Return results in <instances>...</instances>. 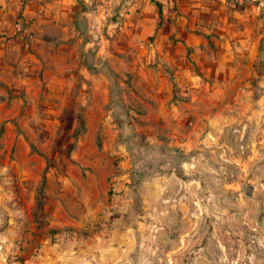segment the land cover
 Segmentation results:
<instances>
[{
	"label": "rangeland",
	"instance_id": "1",
	"mask_svg": "<svg viewBox=\"0 0 264 264\" xmlns=\"http://www.w3.org/2000/svg\"><path fill=\"white\" fill-rule=\"evenodd\" d=\"M171 11L159 28L205 40L183 52L195 86L121 21L113 55L86 54L112 74L86 91L104 112L61 98L0 153V264H264V0Z\"/></svg>",
	"mask_w": 264,
	"mask_h": 264
},
{
	"label": "crops",
	"instance_id": "2",
	"mask_svg": "<svg viewBox=\"0 0 264 264\" xmlns=\"http://www.w3.org/2000/svg\"><path fill=\"white\" fill-rule=\"evenodd\" d=\"M179 1L0 0V153L9 154L17 142H26L28 129H33L32 118L40 117L49 129L62 111L55 108L61 98L80 107L92 101L90 114L104 112L103 101L96 97L90 101L86 91L93 86L91 79L96 87H109L108 75L112 74L93 68L86 54L99 50L98 55H113L115 26L121 21L135 29L127 32L129 45L153 37L145 52L164 55L176 79L195 86L200 75L186 64L183 52L187 45L205 42L203 35L184 36L159 28L156 2L167 8L162 15L169 16ZM80 24L89 26L98 41H88ZM106 26L109 30L104 32ZM160 67H149L146 72L155 86L167 90L169 73ZM73 89L78 90L74 97Z\"/></svg>",
	"mask_w": 264,
	"mask_h": 264
},
{
	"label": "trees",
	"instance_id": "3",
	"mask_svg": "<svg viewBox=\"0 0 264 264\" xmlns=\"http://www.w3.org/2000/svg\"><path fill=\"white\" fill-rule=\"evenodd\" d=\"M156 5H157L158 8H159L160 18H162V13H163V10H162V4H161L160 2H156Z\"/></svg>",
	"mask_w": 264,
	"mask_h": 264
}]
</instances>
